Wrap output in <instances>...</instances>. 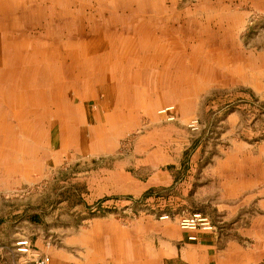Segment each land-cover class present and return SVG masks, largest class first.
I'll return each instance as SVG.
<instances>
[{"label":"rangeland","instance_id":"374dc122","mask_svg":"<svg viewBox=\"0 0 264 264\" xmlns=\"http://www.w3.org/2000/svg\"><path fill=\"white\" fill-rule=\"evenodd\" d=\"M15 1L23 7L26 0ZM34 1L33 6L39 2ZM46 1L43 4L47 9L59 8L55 0ZM144 2L154 7H148L145 14L134 12V9L139 11L138 6L128 9L124 0L115 9L103 7L104 16L97 15L100 26L115 31L119 59L129 55L134 62L131 66L125 63L106 66L105 79L81 87L80 97L66 90L64 99L79 109L75 115H70L67 109L63 112L65 116L50 115L48 111L56 110L53 99L48 98L46 106L43 97L35 100V104L27 98L21 103L17 99L15 113L11 114L0 98V264L31 263L30 255L17 254L14 250V242L21 236H28L33 243L37 238L34 248L41 249V254L34 250L33 254L50 256L51 251L62 250L68 256V264H94L103 248L95 243L90 245V240L100 234L106 226L103 223L112 224L117 238L122 235L120 229H126L125 225L143 210L155 212L158 220H174L181 230L177 219L171 215L169 219H159L158 213L200 211L182 194L190 185L185 179L192 176V191L218 193V181H200V172L207 165L214 169L224 162L230 167L233 161L242 163L243 159L245 163L264 161V0ZM160 7L162 11L158 10ZM40 18L37 20L43 24L44 15ZM122 20L129 24L127 28H122ZM83 23L88 30L90 23L87 20ZM42 24L35 32H45ZM60 27L61 33L71 36L63 23ZM51 28L53 31L57 26ZM168 30L171 37L163 36L162 31ZM142 33L153 43H146L147 51L156 61L165 53L158 51L162 49L160 45L172 53L174 62L168 72L161 64L140 67ZM169 38L175 39V44L169 42L170 45ZM113 58L109 61H114ZM178 61L181 64L176 65ZM31 84L10 83L9 87L2 83L0 91L5 90L7 97L16 92L22 94L26 89L37 91ZM42 90L45 94V89ZM58 101L61 108L63 100ZM171 104L175 119L167 121L157 110ZM43 109L47 111V120L41 115ZM60 116L65 129L71 128L69 123L74 117L79 121L75 149L71 148L69 135L65 136L62 150L56 151ZM190 119L196 120V129L188 126ZM46 145L48 157L41 158ZM15 155L18 157L15 160L9 158ZM137 163L144 167H136ZM119 165L126 169L128 178H146L154 172L163 180L147 192L149 195L139 196L130 188L127 191L114 188L112 194L107 190L109 195L104 193L98 200L112 198L113 201L101 206L93 200L96 194L91 193L95 183L101 182L96 167L108 166L111 170L116 167L113 169L116 171L120 170ZM100 175L105 177L110 172L101 170ZM111 183L119 187L118 182ZM244 196L240 199H249L250 203L241 207L239 223L237 219H226V213L219 214L214 221L210 218L214 227L209 232H216L222 243L233 241L243 245L245 238L237 227L264 226L263 194L259 192L253 199ZM31 226L36 228L34 235L22 233L24 229L31 230ZM119 248L115 245L111 250L116 254ZM224 264H264V258L252 263L236 260Z\"/></svg>","mask_w":264,"mask_h":264},{"label":"bare ground","instance_id":"6f19581e","mask_svg":"<svg viewBox=\"0 0 264 264\" xmlns=\"http://www.w3.org/2000/svg\"><path fill=\"white\" fill-rule=\"evenodd\" d=\"M138 1H142V3L140 5H133V3H137ZM34 2V0H26L23 7H21L22 4L18 5L15 0H0V84L2 85L3 83L5 86L9 84V87H11L10 83L13 85L18 84V86L32 83L31 85H35L34 87L38 88L34 92H31L32 90L28 91V89L24 90L22 94L16 92L10 97L4 95L3 92L5 90H1V102L10 109L9 112L12 114V112L15 113L14 107L15 104H18L16 103L18 102L17 99L21 103L22 100L27 98L35 104V100L37 102V99L43 97L45 101L43 102L44 105L49 98L53 99L52 103L56 108V110L48 111L50 115H62L66 109L70 115H75L76 110L79 112V109L73 107L64 99L66 98V90L72 91L80 97V91L82 93L81 87L86 88V86L89 87L93 82L105 79L107 74L105 75L103 70L106 66L113 65L115 67L124 63L128 66L133 65L134 59L129 55L122 54V60L119 59L121 55H119L120 51L117 49V35L115 31H110L108 27L100 26L96 22L98 20L96 18L97 15H101L102 17L106 13L103 7L111 6L112 9H115L124 0H55L54 3L59 8L51 7L48 9L43 4L47 2L46 0L42 2L39 0L33 6ZM133 6H138L140 8L139 11L134 9ZM126 7L128 9L133 8L135 13L140 12L145 14L148 12V7L151 6L148 2H144V0H127ZM19 8L23 10L20 12ZM162 9L160 7L158 10L162 11ZM39 13L45 17V21H43L45 32H35L37 28H42V20L40 21L41 23L38 22L41 19ZM18 14L24 15L20 17ZM85 20L90 23L88 30L83 23ZM61 23L66 26L65 31L68 29L66 33L71 36H67L59 31ZM152 24L155 23L152 22ZM163 24L166 23L163 22ZM37 25L39 26L37 27ZM53 25H56L57 29H53L52 31L51 27ZM121 26L122 28H127L129 24L122 20ZM62 31L64 32V30ZM171 33L170 31H162V35L166 37H171ZM142 34L143 37H141L139 45L142 52L139 55L141 60L140 67L145 68L161 64L165 72H168L170 64L174 62L172 53L166 51L164 45H160L162 49L158 51L162 50V53L164 51L165 53L161 54L159 60L156 61L155 57H151L147 51L149 45L146 43H153L148 40L144 33ZM64 37L66 40H64ZM167 41L168 43L175 44V39L169 38ZM111 57L114 61H109ZM179 64L181 63L178 61L176 65ZM134 77H137V75ZM115 83L117 82L115 81ZM42 89H45V94ZM58 99L63 100L61 108ZM47 103L45 104L46 106L48 105ZM41 115H47V111L43 109Z\"/></svg>","mask_w":264,"mask_h":264},{"label":"crops","instance_id":"0c3cea01","mask_svg":"<svg viewBox=\"0 0 264 264\" xmlns=\"http://www.w3.org/2000/svg\"><path fill=\"white\" fill-rule=\"evenodd\" d=\"M44 116L45 120H47V115ZM119 118L121 119L120 116ZM78 122H76L74 117L69 123L71 128L65 129L64 119L60 116L57 120V126L59 127L56 133V151L62 150L63 143L66 140L65 136L69 135H71V148L75 149V145L78 144L79 139V128L76 127ZM68 132L70 133L68 134ZM46 137L47 136H45V138ZM1 141L2 135L0 134V143ZM48 150L49 148L46 145L43 153L40 154L42 155L41 158H43V156L48 157ZM35 152L36 149L32 151V155H34ZM9 158L15 160L18 157L15 155ZM34 160H36V158L32 159V161ZM241 162L242 163L233 161L230 167L227 166V162L219 163L217 165L219 167H214V169L211 165L208 168L207 165L206 168L201 170L200 181H210V179L212 181H218L220 185V191L218 193L192 191L191 185L194 182L192 176H190V179H185V183L190 184L189 188H186L182 194L193 202L191 205L195 206L197 210L209 215L212 221H214L216 217H220L219 214L223 215L226 213V219L232 218L233 221L237 219L239 223L241 220V207L250 203L249 199L241 200V195H245L244 197L250 196V198L253 199L260 192L263 194L261 200L264 202V186L255 191V188L264 185V161L260 162L255 160L245 163V159H243ZM119 166L120 170L117 169L116 171L113 170L116 167L112 170L108 166L96 167L95 172L98 175V180L101 179V182L95 183L96 187L93 188L94 191L91 193L96 194V196L92 198L93 200H97L96 202H99L101 206H107L106 204H108V202L113 201L112 198H107L103 201L98 200V198H102L105 195L104 193H107V190H110L109 192L112 194L111 192L114 188L123 189L125 191L130 188L134 190L137 195L142 196V194L149 192L151 188L158 186V183L163 180V178L155 175L154 172L146 178L130 176L129 179L126 169H124L122 165ZM140 166L144 167L140 165V163L136 164V167ZM101 170H103V172L109 171L110 175L100 177ZM111 177L119 179H113L112 181ZM108 179L111 180L106 183ZM111 182H118L117 185H119V187L117 188V186L112 185ZM98 185L102 187L99 188ZM91 193L90 195H92ZM108 193L107 195H109ZM147 194L149 195V193ZM131 198H135V195ZM168 198H172V196H168ZM173 198L177 199L178 197L176 196ZM146 199H148V197ZM141 211L142 213L139 212L140 214L137 217L133 214L135 219L132 220L131 218L132 221L125 225L126 229H120L122 235H119V237L117 236V238L116 235H114L116 230L113 229L112 224L110 222L103 223L106 226L100 234H98V236L95 235V237H97H94L95 239H93V241L90 240V245L95 243V246L103 248V251L98 254L99 257L94 260V264H224L230 261L236 263V260L238 263H252L256 259L264 258V226L258 229L254 227V225L237 227V231L245 238V244L243 245L233 241H225L222 243L221 238L218 239L217 233L214 231L199 232L197 241H188L186 239V234L176 227L174 220H158L155 217V212L150 213L143 210ZM161 213L162 212L158 213V215H161ZM168 213L172 218L174 217V219H177L179 215L186 212L182 210L181 213H173L171 211ZM129 216L131 215L129 214ZM221 217L223 218V216ZM97 218L101 219V217ZM97 218L94 217L93 219ZM30 229L31 230H28V228L24 229L22 233L34 235L36 228L31 226ZM39 237L42 238V235L40 234ZM36 242L37 238L34 239V243L32 242L33 250L41 254V249L34 248ZM115 245L120 246L116 254L111 250ZM43 252L45 251L43 250ZM45 255L48 256V254ZM48 257L49 262L51 259V264L69 263L68 256L65 255L62 250L51 251ZM30 262V264H33L32 261Z\"/></svg>","mask_w":264,"mask_h":264},{"label":"built area","instance_id":"2783aa9c","mask_svg":"<svg viewBox=\"0 0 264 264\" xmlns=\"http://www.w3.org/2000/svg\"><path fill=\"white\" fill-rule=\"evenodd\" d=\"M157 114L163 115L167 121L174 120V105L160 107L157 110ZM188 126L191 129H196V120L190 119ZM159 219H169V214L163 213L159 215ZM177 224L186 233V238L191 241L198 240L199 232H209L214 227L210 217L201 211H192L179 215L177 217ZM14 250L22 255H30L33 264H48L49 262L48 256L33 254V244L27 236H21L14 242Z\"/></svg>","mask_w":264,"mask_h":264}]
</instances>
